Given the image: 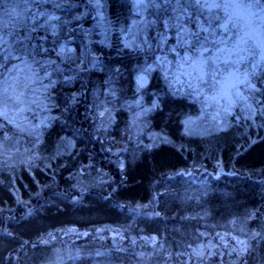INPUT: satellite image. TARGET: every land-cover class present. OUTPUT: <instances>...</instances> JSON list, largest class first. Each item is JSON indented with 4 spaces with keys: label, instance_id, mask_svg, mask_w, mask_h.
Segmentation results:
<instances>
[{
    "label": "rangeland",
    "instance_id": "1",
    "mask_svg": "<svg viewBox=\"0 0 264 264\" xmlns=\"http://www.w3.org/2000/svg\"><path fill=\"white\" fill-rule=\"evenodd\" d=\"M130 2L132 18L129 0H121L124 7L127 5L128 21L116 29L111 25L107 0H0V174L14 175L25 169L34 176L46 160L74 153L75 142L69 138H63L53 154L43 151L45 132L58 120L51 99L60 75L63 79L58 85L72 86L82 72L95 73L76 98L84 95L82 101L89 103L90 121L96 128L95 138L102 142L108 138L111 143L106 161H117L121 170L128 166V156L170 141L167 131L153 128L152 116L159 109L160 98L149 86L159 71L170 92L198 106L197 114L182 119L185 135L208 137L229 128L233 120H254L263 107L258 105L263 99L253 78L264 77V3L185 0L184 15L193 12L197 28L183 23L175 29V22L171 26L174 31L166 32L157 27L156 4ZM114 42L118 52L109 55L108 65L119 52L132 55V62L136 61L129 70V93L120 86L122 79L102 60ZM103 74L106 76H100ZM72 99L75 103V94ZM118 113L124 127L121 136L111 138ZM180 173L185 177L204 175L200 168ZM16 194L19 199L18 191ZM181 200L186 201V197ZM248 221L241 216L228 223L236 232L245 231L243 236H220L221 250L227 257L239 259L250 248L251 239L246 238L255 231L246 232ZM94 235L86 244L92 241L95 248L82 253L74 247H83L74 246V242L90 238L88 232L62 233L59 238L65 244L59 242L49 249L42 264H77L83 256L91 264H208L216 241L191 248L192 254L184 252V262L178 252L177 257L167 254L157 237L136 239L115 234L110 237L111 246L104 248L108 238L104 231Z\"/></svg>",
    "mask_w": 264,
    "mask_h": 264
},
{
    "label": "trees",
    "instance_id": "2",
    "mask_svg": "<svg viewBox=\"0 0 264 264\" xmlns=\"http://www.w3.org/2000/svg\"><path fill=\"white\" fill-rule=\"evenodd\" d=\"M148 2L157 5V27L166 32L174 31L171 26L175 22V29L182 28L183 23L197 28L193 12L184 15L185 0ZM107 3L111 25L116 29L125 25L127 5L124 7L121 0ZM128 10L131 19L130 0ZM79 45L75 48L77 54ZM116 45L114 42L102 57L106 64L109 55L118 52ZM115 56L110 61L112 65H107L129 93V70L136 61L122 52ZM94 74L82 72L72 86L58 85L63 79L60 75L51 99L52 112L58 120L45 132L43 151L51 155L63 138H69L75 142L74 153L48 163L46 160L35 169L34 176L25 169L14 175L0 174V264H42L49 249L59 242L65 244L59 236L73 230L88 232L90 237L74 242V246L83 247H74L82 253L95 248L92 241L86 243L96 231L103 230L108 237L104 248L111 246L110 237L115 234L136 239L157 237L167 254L175 257L178 252L185 262L184 252L192 254L191 248L208 245L214 239V255L208 264H264V77L253 78L257 94L263 99L254 120H233L226 130L193 138L185 135L182 119L193 112L197 114L198 106L170 92L159 71L149 86V91L160 98L159 109L152 116L153 128L167 131L170 141L157 149L128 156V166L121 170L117 161H106L110 156L106 151L111 144L108 138L104 142L95 138L89 103L82 101L83 94L82 99L76 98L82 86L95 78ZM117 117L116 132L109 134L111 138L121 136L120 129L124 127L123 116L118 113ZM195 168L204 175L185 177L180 173ZM183 196L186 201L181 200ZM190 213L198 217H188ZM241 216L250 219L246 232L254 230L255 235L246 238L251 239V245L244 257H227L221 250L220 236H243L245 231L236 232L228 224ZM77 264L91 263L83 256Z\"/></svg>",
    "mask_w": 264,
    "mask_h": 264
},
{
    "label": "bare ground",
    "instance_id": "3",
    "mask_svg": "<svg viewBox=\"0 0 264 264\" xmlns=\"http://www.w3.org/2000/svg\"><path fill=\"white\" fill-rule=\"evenodd\" d=\"M160 37V36H159Z\"/></svg>",
    "mask_w": 264,
    "mask_h": 264
}]
</instances>
